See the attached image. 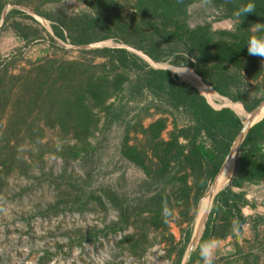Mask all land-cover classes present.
<instances>
[{"label":"rangeland","instance_id":"374dc122","mask_svg":"<svg viewBox=\"0 0 264 264\" xmlns=\"http://www.w3.org/2000/svg\"><path fill=\"white\" fill-rule=\"evenodd\" d=\"M16 1H20L21 6L13 5ZM46 1L8 0L2 14L4 17L11 9L19 10L31 19L17 16L15 21L39 29L40 38L26 44L9 23L0 29V264H176L183 245L181 231L188 229L189 220L193 218L194 235L198 209L211 192L213 182L196 206L194 189L187 194L190 195L187 205L179 207L174 197L180 194L182 185L169 188L172 198L163 205L162 215L174 241L162 228L156 229L149 224L147 214L140 217L130 214L132 217L126 228L122 225L124 229L117 233L109 231L120 222V215L104 198L105 192H113L135 207L139 202L146 204L160 190L159 185L151 182L143 185L147 179L144 173L122 154L125 140L128 145L149 149L139 125L141 123L145 129L161 117L155 114L160 107L151 105L144 97L138 101H130L128 95L118 96V100L113 98L105 106L114 103L119 108V119L106 127L107 113L95 107L92 115L98 116L97 129L82 143L73 133L65 135L59 126L49 127L52 121L46 117L47 98L55 92L59 97L62 80L57 74L48 75L46 62L49 59L78 62L83 69L79 72L89 74L95 65L105 61L94 58L88 51L122 45L114 38L87 46H74L68 40L57 39L50 22L35 12L88 13L95 0ZM111 1L122 17L132 12L136 2ZM213 5L207 0L190 5L187 9L189 26L210 24L214 31L232 30L233 21L220 19V10ZM104 35L106 33L101 32L99 37ZM151 64L154 69H184L168 62ZM186 69L185 73L197 80L193 70ZM171 73L189 83L174 71ZM207 101L216 110L229 107L222 99ZM238 105L243 110L241 113L247 115L242 105ZM146 108L152 117L147 115ZM167 116V129L162 133L164 139L172 129L171 121L179 126L186 124L182 114ZM238 117L242 123L245 121V116ZM70 127L65 126L64 131ZM170 172L173 174L176 169ZM231 174L218 192L228 185ZM188 181L191 186L193 179ZM232 192L243 194L248 201L249 206L241 208L247 220L239 224L240 232L210 243L214 264H264V178L243 182L240 187H232ZM216 193L208 205L203 225ZM220 217L228 216L221 214ZM131 237L132 242H129Z\"/></svg>","mask_w":264,"mask_h":264},{"label":"trees","instance_id":"16d2710c","mask_svg":"<svg viewBox=\"0 0 264 264\" xmlns=\"http://www.w3.org/2000/svg\"><path fill=\"white\" fill-rule=\"evenodd\" d=\"M198 1L206 0H136L132 12L125 17L118 13L116 4L111 0H95L88 13L35 12L50 22L57 39L68 40L74 46H87L109 38L116 39L122 45L88 51L94 58L105 61L95 65L94 71L89 74L79 72L83 69L78 62L52 59L46 62L48 75L57 74L62 80L59 97L55 96V92L47 98L46 117L52 121L48 123L49 127L59 126L65 135L73 133L82 143L97 129L98 116L92 115L95 107L107 113L106 127L119 119V108L114 103L105 106L113 98L118 100V96L123 98L128 95L130 101H138V98L144 97L150 100L151 105L158 104L160 107L155 114L161 117L145 129L141 123L139 125L140 134L148 141L149 151L128 145L125 140L122 153L144 173L147 179L143 185L151 182L159 185L160 190L146 204L139 202L135 207L120 200L115 193L105 192L104 198L120 215V222L109 228L113 233L123 230L122 225L125 228L129 225L130 214L138 217L147 214L148 223L156 229L162 228L174 241L162 215L165 209L163 205L172 198L169 188L182 185L180 194L174 197L179 207L187 205L190 196L187 194L194 189L196 195L193 203L196 206L219 173L242 128V120L233 110L213 109L197 88L181 81L168 70L152 68L133 51L156 64L168 62L174 67L192 69L198 76L195 75L197 80L232 102L240 111L243 110L238 104L250 113L264 101V68L261 67L264 60L249 55L247 51L251 39L264 38V32H257L252 26L264 24V0H207L220 10V19L233 21L232 30L229 31H214L210 24L190 27L187 9ZM248 3L255 5L254 12L237 20L233 13ZM6 5L8 0H0V20ZM13 5L21 6V3L16 1ZM17 16L31 19L19 10L11 9L3 17L0 29L9 23L17 37L26 44L39 39V29L15 21ZM101 32L106 35L99 37ZM149 111L147 115L152 117ZM175 113L182 114L186 124L179 126L171 121L172 129L164 139L162 133L167 129V115L170 118ZM65 126L71 127L64 131ZM18 130L19 125L16 134ZM125 132L130 134V131ZM175 169L176 172L172 174L170 170ZM190 178L193 179L191 186ZM263 178L264 118L248 131L239 147L235 176L230 185L214 197L205 228L189 264L202 263L199 254L202 244L233 236L235 231L240 232L239 224L247 220L241 208L249 206V203L243 194L232 192V187ZM221 214L228 217L221 218ZM192 220H189L188 229L181 231L183 245L176 264L182 263L190 243Z\"/></svg>","mask_w":264,"mask_h":264},{"label":"water","instance_id":"95a60500","mask_svg":"<svg viewBox=\"0 0 264 264\" xmlns=\"http://www.w3.org/2000/svg\"><path fill=\"white\" fill-rule=\"evenodd\" d=\"M3 23V17L2 19L0 20V25ZM136 54H138L143 60H145L152 68H155L154 66H152L151 63L153 64H156L154 62H152L151 60H149L147 57H145L143 54L139 53V52H135ZM157 65V64H156ZM163 70H168L170 72H172L169 68L167 69H163ZM203 96V95H202ZM204 97V96H203ZM205 98V97H204ZM206 99V98H205ZM207 101V100H206ZM208 102V101H207ZM209 104V102H208ZM210 105V104H209ZM211 106V105H210ZM212 107V106H211ZM213 108V107H212ZM223 108H229L227 106L223 107ZM214 109V108H213ZM230 109V108H229ZM216 110V109H215ZM220 110V109H218ZM232 110V109H231ZM264 110V101L260 103V105L255 108L252 112L250 113H247V116L245 118V121L242 123V128L228 154V156L226 157L219 173L217 174V176L215 177L214 181H213V184L212 186H215L216 183H217V179H218V175H220L223 171H225V169L228 167L229 165V161H230V158H231V155L234 151V154H236V161H235V166H234V169H233V172L231 174V177L229 179V183L228 185H230L233 177L235 176V173H236V169H237V157H238V153H239V147L241 146L244 138L246 137L248 131L258 122H260L263 118L257 120V118L259 117V115L262 113V111ZM217 194V193H216ZM215 194V195H216ZM208 216V214H207ZM205 224L206 222L204 223L203 227H202V230L201 232L199 233V235H197L194 231V235L191 237V240H190V245H189V248H188V251H187V254L185 256V259L183 261V264H189V261H190V258L192 256V254L194 253V251L196 250L197 248V245L199 243V240L201 238V235L203 233V230L205 228Z\"/></svg>","mask_w":264,"mask_h":264},{"label":"bare ground","instance_id":"6f19581e","mask_svg":"<svg viewBox=\"0 0 264 264\" xmlns=\"http://www.w3.org/2000/svg\"><path fill=\"white\" fill-rule=\"evenodd\" d=\"M178 69H172L171 71H174L175 73H177ZM182 71V70H181ZM180 77H182L183 79L187 80L192 86H194L195 88H197L199 90V92H201V94L209 101H215L216 99H222L224 101V103L228 104V106L237 114V115H241V116H245L246 118V114L241 113L240 110H238L232 103L224 100L223 98H221L220 96H218L209 86L201 83L198 80H195L189 73H177ZM264 115V110L262 111V113L259 115V117L257 118V120L260 118V116ZM236 161V154L231 155L230 161H229V165L228 167L225 169L224 174L223 172L220 174H223L222 179L219 181V177L217 179V183L215 186H212L211 188V192L209 193L208 197H206L203 202L201 203L199 209H198V223L196 225L195 228V233L197 235H199L200 231L202 230L203 227V221L205 219L206 213H207V209L209 208L208 205L209 203H211V200L214 196V193H216L217 189L219 190V188H221L225 181L227 180V178H229V175L232 172V168L234 169L235 166V161ZM233 161H234V165H233ZM218 192V191H217Z\"/></svg>","mask_w":264,"mask_h":264},{"label":"clouds","instance_id":"9594fccd","mask_svg":"<svg viewBox=\"0 0 264 264\" xmlns=\"http://www.w3.org/2000/svg\"><path fill=\"white\" fill-rule=\"evenodd\" d=\"M255 5L253 3H248L247 5L240 6L234 13L233 16L240 20L241 17H245L246 14L254 12ZM242 21H240L241 24ZM257 32H264V24L256 23L252 25ZM248 54L254 57H257L259 60H264V38L257 37L251 39L247 44ZM264 68V65H261ZM187 69L177 70V73H184ZM264 75V74H262ZM261 75V76H262ZM260 76V77H261ZM199 254L203 264H214L215 257L211 252V245L208 243L202 244L199 250Z\"/></svg>","mask_w":264,"mask_h":264}]
</instances>
